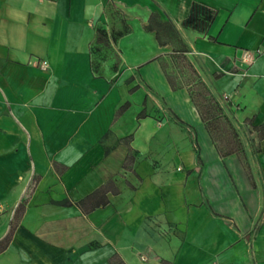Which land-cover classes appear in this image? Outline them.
I'll list each match as a JSON object with an SVG mask.
<instances>
[{"label": "crops", "instance_id": "1", "mask_svg": "<svg viewBox=\"0 0 264 264\" xmlns=\"http://www.w3.org/2000/svg\"><path fill=\"white\" fill-rule=\"evenodd\" d=\"M263 124L264 0H0V264H264Z\"/></svg>", "mask_w": 264, "mask_h": 264}, {"label": "trees", "instance_id": "2", "mask_svg": "<svg viewBox=\"0 0 264 264\" xmlns=\"http://www.w3.org/2000/svg\"><path fill=\"white\" fill-rule=\"evenodd\" d=\"M216 15V10L198 3H193L188 17L183 22V26L187 29L196 31L203 36H206L210 26L215 20ZM147 30L153 31L151 24H149ZM128 32L129 29H125L124 31H121L120 33L110 37L108 31L104 27L99 26L97 28V38L95 44L91 48V54L93 57L92 66L95 74H98L101 64L106 62L109 58L115 59L113 68L115 70L117 69L120 58L117 52H115L113 49L111 38L114 42H116L119 37ZM156 32L159 40H164V38L160 35V31L157 30ZM163 68H165V73L173 89L176 90L179 88L180 86H175L174 77L168 73L166 64H163ZM200 97L202 100L200 114L218 151L223 147L236 142L238 139L237 133L231 126L227 117H225L223 109L217 99L211 95H208L203 89H200ZM256 130L258 132L259 139H263L264 124L260 127H257ZM107 191V188L103 187L89 197V199H101L100 202L92 206L91 210H95V208H100V206H105L108 204V199L106 198Z\"/></svg>", "mask_w": 264, "mask_h": 264}, {"label": "built area", "instance_id": "3", "mask_svg": "<svg viewBox=\"0 0 264 264\" xmlns=\"http://www.w3.org/2000/svg\"><path fill=\"white\" fill-rule=\"evenodd\" d=\"M246 57H248V55H246ZM39 67H40V69H42V70H46V69H48V63H47L46 61H43V62H41V63L39 64Z\"/></svg>", "mask_w": 264, "mask_h": 264}]
</instances>
